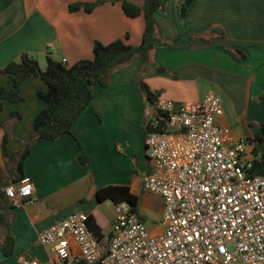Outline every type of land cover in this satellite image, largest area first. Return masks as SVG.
Masks as SVG:
<instances>
[{"label":"crops","instance_id":"0c3cea01","mask_svg":"<svg viewBox=\"0 0 264 264\" xmlns=\"http://www.w3.org/2000/svg\"><path fill=\"white\" fill-rule=\"evenodd\" d=\"M95 1L0 0V91L13 86L2 69L19 60L24 53L35 58L45 70L48 57L57 61L66 59L68 67L81 60L93 59L97 41L108 45L124 40L133 46L141 45L146 28L145 18L127 17L121 2L109 1L92 13L69 10L71 4ZM129 1L139 7L144 4V0ZM195 1L187 14L197 5ZM218 1L208 0V7L212 8L217 2V10ZM179 2L175 0V6L174 2H170L171 11H164L169 20L162 18L161 12L156 14L165 37L166 32L171 33L169 30L172 27L176 31L180 17L179 5H176ZM253 10L257 15H260L257 11L264 12L260 5ZM185 25L189 26L186 22ZM166 26L168 29L165 32ZM160 30L156 32L157 39L162 38ZM239 30L240 38L248 40L246 47L241 43H231L237 50L228 48L223 52L209 53L206 66L203 65V58H197V68L185 67V63L174 68L169 61L161 58L162 46H156L147 67L137 58L112 73L108 88L95 85L94 100L73 127L72 134L55 141L33 143L31 155L24 163V174L33 181L34 193L31 198L22 201L7 199L8 203L0 211L1 216L8 217L9 221L4 226L0 223V264H21L22 258L52 263L54 254L39 242L38 235L75 213L94 217L103 231V238L107 239L115 212L113 210L109 214V219L103 214L105 205L112 201L99 202L97 192L108 186L129 187L131 193L139 198L136 211L139 218L152 234H162L164 201L159 195L144 192L142 186L144 176L152 172V163L146 154V139L147 129L156 114V105L147 101L139 77L153 92L161 91L167 98L179 103L199 102L210 93L217 95L224 108V115L218 123L231 128L236 140L246 141L248 137L239 123L245 112L242 106L246 102H257L262 106L264 102V21L260 18L255 20L248 30L241 21ZM194 32L196 35L205 33ZM226 37L229 41L233 39L227 34ZM197 45L198 41L193 42L186 49L195 51ZM206 47L212 49L213 43ZM162 67L167 71L162 72ZM185 69L195 74L187 76L189 79L186 80L183 78L186 75L180 73ZM47 89L41 78L31 77L22 85L23 102L2 101L0 96V121L4 124L0 125V192L16 183L20 176L17 163L3 157L4 136L8 134L11 153L18 154L23 150L35 133L37 116L49 107L38 95ZM13 112L20 113L22 119L12 118ZM83 153L89 158L87 164L80 161ZM144 195L160 197V222L149 218L151 208ZM9 203H13L12 207L8 206ZM8 235L15 239L10 256L3 252Z\"/></svg>","mask_w":264,"mask_h":264},{"label":"built area","instance_id":"2783aa9c","mask_svg":"<svg viewBox=\"0 0 264 264\" xmlns=\"http://www.w3.org/2000/svg\"><path fill=\"white\" fill-rule=\"evenodd\" d=\"M66 59L62 62L66 64ZM146 139L152 172L143 190L164 201L162 234H152L128 202L114 205L107 239L75 213L38 235L54 254L52 263L21 259V264H264V173L253 153L218 119L220 98L157 102ZM12 201L31 198L25 176L4 189Z\"/></svg>","mask_w":264,"mask_h":264},{"label":"trees","instance_id":"16d2710c","mask_svg":"<svg viewBox=\"0 0 264 264\" xmlns=\"http://www.w3.org/2000/svg\"><path fill=\"white\" fill-rule=\"evenodd\" d=\"M111 1L121 2L125 15L131 19L140 16L145 18L146 28L142 43L139 46L128 44L124 40H117L105 45L97 41L93 48V59L78 61L68 67L62 61L47 58V67L43 70L40 63L27 53L20 56L19 60L11 62L2 69L13 83L10 89L2 88L0 91L1 100L11 103L23 102L22 85L31 77L41 78L47 85L46 91L38 93L39 97L49 104V107L42 111L36 118L34 128L35 133L18 154H13L8 149V134L4 136L2 153L5 159L17 163V171L20 174L19 182L25 177L24 163L31 155L33 143L39 140L55 141L64 135L72 134L73 127L79 121L83 112L94 100V87L99 85L108 88L111 83L112 73L125 65L140 58L142 65L146 66L150 62L151 52L156 46V32L159 28L156 14L165 6L169 0H144L142 7L129 0H97L95 2H78L69 6L70 12L85 11L92 13L96 8ZM194 0H184L181 5V15L185 17L192 6ZM127 38L129 36L127 35ZM161 71L165 69L160 68ZM139 84L148 102H156V93L139 77ZM264 101V96L262 97ZM0 109L2 106L0 105ZM12 118L22 119V115L13 112ZM0 125L4 126L0 121ZM149 131V127L147 129ZM250 144L264 142V126L256 133L254 138L248 139ZM258 155V150H253ZM83 164L89 163V158L83 154L80 156ZM255 169L252 174L264 173V161L254 160ZM16 182V183H17ZM5 192H0V211L8 203ZM10 200V199H9ZM97 200L104 202L111 200L114 204L128 202L134 210H138L139 198L131 193L129 187L108 186L97 192ZM13 203L8 206L12 207ZM0 219L3 217L0 213ZM2 221H5L4 219ZM89 226L99 239L104 237L103 231L97 224L94 217H89ZM15 239L8 235L3 252L6 256L12 255Z\"/></svg>","mask_w":264,"mask_h":264},{"label":"rangeland","instance_id":"374dc122","mask_svg":"<svg viewBox=\"0 0 264 264\" xmlns=\"http://www.w3.org/2000/svg\"><path fill=\"white\" fill-rule=\"evenodd\" d=\"M181 1L182 0H180L179 4L176 5H179L178 10L180 11V17L177 23L176 31L175 27H172L169 30L171 31V33L167 34V25L165 27L167 37H165L164 32H161L159 27L158 31L160 30V35L162 34V38L157 39L156 41V46L161 45L162 48H167V50H163L161 48V58L169 61L174 68L175 65L177 67V64L179 65L183 63H185V67L188 65L191 68H197V64H199V60H196L197 58H203V65L206 66L209 53L223 52L228 48L237 50L236 46H231V43H234L235 45L241 43L246 47L248 45V40L246 38H240L239 25L241 21L244 23L246 30H248L250 26L253 25L255 20L260 18V20L264 21V12L257 11L260 14L257 15L254 14L253 10L257 5L262 6L264 9V0H219L217 10H215V5L217 4V2H215V5L213 6L214 8H210L208 7V0H196L195 3L197 5L190 11V14H187L185 17H182L181 15ZM168 2H166L163 9L159 11L163 14L162 18H164L165 20H169V15L164 12L165 10L171 11V4L169 3L174 2L173 6H175L176 4L175 0H171L169 3ZM174 8L176 10V7ZM185 22L189 26H186ZM191 23H193V28ZM195 30L199 32L203 31L205 33H198L200 35H196L194 32ZM179 33L180 35L177 36ZM226 34L233 36V39L229 41L226 37ZM183 36H185V38H182ZM197 41L198 45L196 46V50L187 51L188 49H186V47ZM209 43H213V48L210 50H208L206 47L209 45ZM202 44H204L205 47ZM183 48L185 50H183ZM180 66L181 65H179V67ZM146 67H144V69ZM162 68L165 69L162 72L167 71V68ZM182 72L180 73L181 75H186L183 76V78L186 80L189 79V77L187 76L192 77L195 74L192 71H188V69H185ZM154 93H156V102L151 103V105H156L157 102L162 99H170L167 98L161 91ZM242 107L245 112L244 114L242 113L239 123L243 126L244 135L248 137L246 141L243 142V145L248 150H258L259 153L257 156L255 154H250V157L256 158L260 161H264V142L253 143L251 145L248 141L249 138H254L256 133L264 126V102H262V106L257 104V102H246ZM145 197L146 201L148 202V206L151 208V215L149 216V218L156 222H160V220L162 219L161 211L159 209L160 197L155 195H148ZM105 206L106 209L104 208L102 212L109 219V214L113 212L114 205L112 202H108ZM3 219L5 221H2ZM3 219H0V223L2 226L6 225V222L9 223L8 217H5Z\"/></svg>","mask_w":264,"mask_h":264}]
</instances>
